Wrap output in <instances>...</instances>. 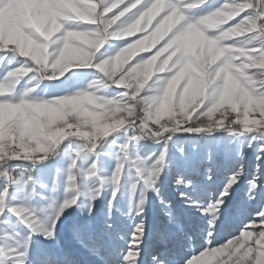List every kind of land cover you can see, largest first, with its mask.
<instances>
[{
  "label": "snow or ice",
  "instance_id": "snow-or-ice-1",
  "mask_svg": "<svg viewBox=\"0 0 264 264\" xmlns=\"http://www.w3.org/2000/svg\"><path fill=\"white\" fill-rule=\"evenodd\" d=\"M0 264H264V0H0Z\"/></svg>",
  "mask_w": 264,
  "mask_h": 264
}]
</instances>
